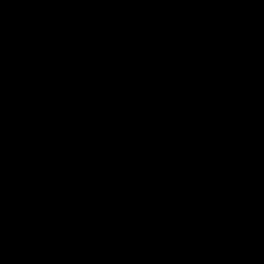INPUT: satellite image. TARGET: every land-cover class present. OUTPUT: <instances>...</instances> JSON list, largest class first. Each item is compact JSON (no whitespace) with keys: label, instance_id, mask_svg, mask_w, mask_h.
Masks as SVG:
<instances>
[{"label":"water","instance_id":"water-1","mask_svg":"<svg viewBox=\"0 0 264 264\" xmlns=\"http://www.w3.org/2000/svg\"><path fill=\"white\" fill-rule=\"evenodd\" d=\"M0 264H264V0H0Z\"/></svg>","mask_w":264,"mask_h":264}]
</instances>
